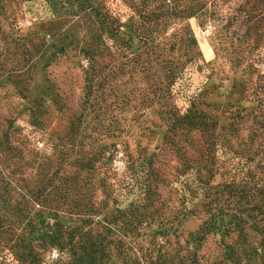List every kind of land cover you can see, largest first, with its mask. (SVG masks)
<instances>
[{"label":"rangeland","instance_id":"374dc122","mask_svg":"<svg viewBox=\"0 0 264 264\" xmlns=\"http://www.w3.org/2000/svg\"><path fill=\"white\" fill-rule=\"evenodd\" d=\"M90 1L121 29L158 23L161 0ZM165 1L180 17L157 31V51L185 68L169 106L183 113L194 97L223 111L230 145L215 144L206 168L191 163L206 134L160 115L159 62L149 80L124 66L77 0H0V264H77V245L40 236L74 227L101 241L103 264H231L237 224L264 248V105L250 94L264 84V0ZM179 28L196 40L194 60Z\"/></svg>","mask_w":264,"mask_h":264},{"label":"trees","instance_id":"16d2710c","mask_svg":"<svg viewBox=\"0 0 264 264\" xmlns=\"http://www.w3.org/2000/svg\"><path fill=\"white\" fill-rule=\"evenodd\" d=\"M77 1L81 7L80 12L82 15H80L86 17L89 20L94 17L96 21H99L100 31L105 32L109 36L111 41L108 45L105 44V48L112 49L115 52L124 54V66H127L128 62L134 61L135 63H137L138 67L136 68L133 65L132 67L137 70V73H142L144 79L149 80V72L152 69L151 64L153 60L159 62V64L161 65V70L163 72V76L156 81V85L158 86L156 87L158 96L157 103L159 104L158 109L160 110V115H162L163 120L167 123V125H170V127L173 129L196 130L201 132L202 134H206V140L198 150V158L192 159L191 163L199 164L201 162H204L205 164L203 165V168H206V166L208 167L207 164L209 160L211 162V165L214 164L212 163V157H210L214 145L220 141L224 142L227 145H230V142L227 141L226 136L221 134V132L224 130L223 124H221L219 120L223 115L222 109H220L219 107H215L213 111H208L204 109V107H207L209 104L203 103V105H201L202 103L197 102L194 97L191 98L189 106L183 113H176L174 108L169 106L168 104V97L171 94L175 79L180 78L185 68L184 62L176 58L163 56L162 51H157L159 50L158 44H160L162 39L157 31L166 28V26L170 22H173L175 19L180 17L178 16V11L176 10V8L171 6V8L168 9V3L165 0H161L157 7L159 11V18L157 19L158 23H153L155 26H151L149 24L147 27H145L142 24H140L139 26L135 25L134 23H129V25H124V29H121L123 25L115 19H111V17H108V15H99L98 12H95L93 2H91L90 0ZM125 27H127V29H125ZM147 28H149V31ZM139 30H141V32ZM178 30L180 35L178 41L181 44H185V54H190L188 60H194L196 55L198 54V51H193L197 47V43L193 34L191 33L190 29H187V32H184V30H181V28H179ZM152 32L157 34V37H159V43L156 44V41L154 40L156 37L151 38L150 34ZM135 39H138V43L142 41L143 45H145L142 50H140L141 48H135L133 46ZM163 48L164 47L162 46L161 49ZM263 86L264 84L261 82V80H258V83L256 82L255 87L250 92V94H252V97H254V99L256 100L258 108L264 105L263 99L260 98V94L263 91ZM145 100L149 101L148 95ZM230 114L233 118L236 116L232 113ZM235 124V121L230 122L229 127L232 126V128L229 130H235ZM38 145L42 146V143L39 142ZM221 167L226 170L223 165ZM203 181L204 177L198 175L199 187H205V182ZM231 184H233V181H228L227 186ZM243 188L244 187H242L240 190H242ZM220 209L221 207L218 210L220 211ZM219 214L222 215L223 213L220 212L218 213V215ZM210 221L211 218L208 219V221L206 220L204 222V226L200 228V231L202 232L201 235H199L198 231L194 233V235L190 236V240L192 242H198L199 240L204 238L205 231L209 226L208 222ZM237 227L239 228L237 246L236 244H227L225 246L224 259L226 261H229L231 264H258L257 255H260V263L264 264V248L260 247L261 244L254 245L251 242L247 241L244 227L240 224H237ZM261 229L262 233H264V228ZM57 232H59L61 236L53 232H42L40 236H47L49 241L52 243L58 244L59 242H62L68 245V248L71 247L70 250L73 248L72 246L77 245L78 253H76V250L74 251V254H77L75 262L77 264H103L101 241L91 240L87 236L86 232H82L81 230L77 231L75 227L70 229L66 228L64 230H58ZM141 263L143 262H131V264ZM150 263L152 264L153 262Z\"/></svg>","mask_w":264,"mask_h":264},{"label":"built area","instance_id":"2783aa9c","mask_svg":"<svg viewBox=\"0 0 264 264\" xmlns=\"http://www.w3.org/2000/svg\"><path fill=\"white\" fill-rule=\"evenodd\" d=\"M39 144V143H38ZM56 257V254H52L51 255V258H55Z\"/></svg>","mask_w":264,"mask_h":264}]
</instances>
